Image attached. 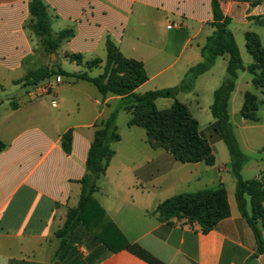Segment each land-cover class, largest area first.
Returning <instances> with one entry per match:
<instances>
[{
    "label": "crops",
    "instance_id": "obj_1",
    "mask_svg": "<svg viewBox=\"0 0 264 264\" xmlns=\"http://www.w3.org/2000/svg\"><path fill=\"white\" fill-rule=\"evenodd\" d=\"M31 1L0 0V141L6 145L0 152V264H155L138 254V248L159 264H245L256 253V239L238 209L236 186H226L229 175L233 176L231 158L225 143L209 130L215 122L213 101L207 99L204 105L198 90L202 81L214 98L227 70L228 56L219 57L210 71L200 75L192 91L176 96H183L180 102L210 140L213 165L181 162L167 149L153 146L143 127L129 126L131 111L119 112L116 124L121 140L112 144L115 156L95 193L115 226L110 229L119 240L113 237L114 250L84 226L77 227L63 249L56 233L64 227L69 211L79 205L80 181L87 173L95 125L110 117L121 97L103 95L92 83L63 76L61 82L56 76L38 85H26L27 74L40 68L88 71L89 75L96 69L100 72L97 76L101 75L110 39L124 57L144 63L148 80L137 93L175 87L203 61L202 48L214 32L210 25L212 0H41L47 6L54 37L63 30H73V36L61 43L54 61L49 60L52 54L47 55L42 38L32 29ZM220 3L224 15L231 19L229 29L244 66L229 102L235 135L249 158L242 175L255 170L259 174L253 180H260L264 173V103L257 121L244 119L242 110L246 93L264 100L247 70L255 62L247 35L255 34L264 48V0ZM72 55L82 56L83 62L72 61ZM220 58L222 66L217 64ZM93 60L100 63L89 69L86 63ZM68 64L71 71L65 69ZM246 73L251 78H246ZM48 82L51 90L42 92ZM124 113L129 119L121 127ZM67 133L71 134L70 153L62 144ZM222 184L231 215L209 233L197 223L178 218L161 222L154 214L171 197L216 190ZM118 234L130 247H121ZM249 264H264V254Z\"/></svg>",
    "mask_w": 264,
    "mask_h": 264
},
{
    "label": "trees",
    "instance_id": "obj_2",
    "mask_svg": "<svg viewBox=\"0 0 264 264\" xmlns=\"http://www.w3.org/2000/svg\"><path fill=\"white\" fill-rule=\"evenodd\" d=\"M29 9L32 29L42 38L45 52L49 56L56 54L61 43L73 36V30H63L54 37L47 6L41 0H32ZM212 11L213 21L210 25L214 28V32L202 48L203 61L192 67L181 83L175 87L143 94L137 93L136 89L148 80L144 63L124 57L110 39L106 43L107 59L104 70L99 76L92 77L88 71L69 73L62 69L49 68H40L27 74L26 85L28 86L38 85L53 76H63L92 83L103 95L112 94L121 97L119 106L110 117L95 125V137L86 161L87 173L80 181L82 188L79 205L69 211L64 227L56 233L62 240L61 249L66 246L68 238L77 227L84 226L94 233L96 239L110 250H114L111 243L115 236L110 230L113 225L96 200L95 193L99 190V179L105 175L115 156L112 144L121 140L116 123L122 109L132 112L129 126L143 127L147 132L148 141L153 146L167 149L183 163L214 164L215 155L210 140L200 131L199 123L191 117L188 107L178 101L176 96L181 92L192 91L200 75L210 71L219 57L228 56L227 75L221 86L214 92L211 113L215 122L210 125L209 130L228 148L231 158L230 169L236 180L235 197L238 209L256 239V253L245 264H249L258 255L264 254V221L261 220L259 224V220L264 219V173L260 180L243 178L242 171L249 158L241 150L229 114L230 98L235 90L238 73L244 69L243 61L233 33L229 29L231 19L224 15L220 0H212ZM247 46L255 61L247 70L253 75V84L262 90L264 96V48L255 34L247 35ZM69 58L79 64L83 62L80 55H72ZM99 63V60H93L87 62L86 66L92 69ZM161 98L174 100L172 107L167 110L169 116L166 118L162 115L164 112L159 111L156 106V101ZM263 103L264 100L246 93L242 110L243 118L257 121V114ZM62 144L64 150L70 153V133L63 137ZM5 148L6 145L0 141V152ZM154 214L161 222L170 221L172 218L186 219L187 222L197 223L204 233H209L217 227L219 222L231 215L227 189L222 184L216 190L176 195L161 203ZM119 237L120 242L123 243L121 247H130L121 235ZM115 241L119 242L116 237ZM136 251L149 261L159 264L139 248Z\"/></svg>",
    "mask_w": 264,
    "mask_h": 264
},
{
    "label": "rangeland",
    "instance_id": "obj_3",
    "mask_svg": "<svg viewBox=\"0 0 264 264\" xmlns=\"http://www.w3.org/2000/svg\"><path fill=\"white\" fill-rule=\"evenodd\" d=\"M49 60H51V56H50V58H49ZM217 62V61H216ZM223 59H219L218 60V63L217 64H219V66H222V64H223ZM216 64V63H215ZM225 64V63H224ZM65 69H67L68 71H71V69H72V67H71V65L70 64H68V65H66L65 66ZM216 77H218V74H219V72H220V68L218 67L217 69H216ZM100 72H98L96 69H94L92 72H90V75H92V76H97L98 74H99ZM226 70H225V74L222 76V79H221V82H219L220 84H219V86L223 83V81H224V79H225V77H226ZM246 78H251V75L249 74V73H246ZM52 78H56V76H53ZM196 82H197V80L195 81V84H194V87H195V85H196ZM243 82V81H242ZM21 90H22V92L24 93V91H25V89L24 88H21ZM198 90H199V92L201 93V102L205 105L206 104V102H207V99H210L211 101H213V95H209V93L208 92H206L205 91V87H204V85H203V83H202V81H200L199 82V84H198ZM252 91L255 93V94H257L258 96H261V92H260V90L259 89H256L255 87H253L252 86ZM13 94V96H15V97H17V94L16 93H12ZM183 96L182 97H178L177 98V100L178 101H183ZM173 103H174V100L173 99H169V98H162V99H160L159 101H158V103H156V106H157V108L158 109H160V111L161 112H164L162 115L164 116V118H166V117H168L169 116V113L167 112V110H169L168 108L169 107H171L172 105H173ZM208 116H211L210 115V113H209V115ZM128 119H129V114L128 113H124V115H123V117H121V119H120V125H121V127H125L126 125H127V121H128ZM204 119V118H203ZM258 174H259V172H257V171H253V170H250V171H247V172H244L243 173V178L245 179V180H253V179H256V177L258 176ZM232 182V183H231ZM226 186L230 189L231 187H233L234 189H235V186H236V183H235V179H234V177L232 176V175H229V177H228V181H227V184H226ZM180 221H187L186 219H179ZM261 220H263L264 221V219L262 218V219H260L259 220V224H261ZM264 229V228H263ZM76 264H86L84 261H79L78 263H76Z\"/></svg>",
    "mask_w": 264,
    "mask_h": 264
},
{
    "label": "built area",
    "instance_id": "obj_4",
    "mask_svg": "<svg viewBox=\"0 0 264 264\" xmlns=\"http://www.w3.org/2000/svg\"><path fill=\"white\" fill-rule=\"evenodd\" d=\"M57 82H61L62 81V78L61 76H57L56 78ZM51 84L50 82H48L43 88H42V92H48L49 90H51Z\"/></svg>",
    "mask_w": 264,
    "mask_h": 264
},
{
    "label": "water",
    "instance_id": "obj_5",
    "mask_svg": "<svg viewBox=\"0 0 264 264\" xmlns=\"http://www.w3.org/2000/svg\"><path fill=\"white\" fill-rule=\"evenodd\" d=\"M55 59H56L55 54H52V55H51V60L54 61Z\"/></svg>",
    "mask_w": 264,
    "mask_h": 264
}]
</instances>
